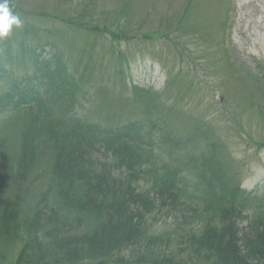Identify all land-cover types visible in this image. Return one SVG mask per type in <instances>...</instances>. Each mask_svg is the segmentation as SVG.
<instances>
[{
    "label": "trees",
    "instance_id": "trees-1",
    "mask_svg": "<svg viewBox=\"0 0 264 264\" xmlns=\"http://www.w3.org/2000/svg\"><path fill=\"white\" fill-rule=\"evenodd\" d=\"M7 2L12 12L14 5ZM190 9L187 4L181 13L151 22L143 40L153 45V57L166 69V85L162 91L134 85L129 101L141 115L110 124L79 114L86 81L69 70L55 45L53 54L43 58L45 47L22 42L14 55L5 42L0 81L25 65L27 56L37 64L33 77L12 81L0 91V115L5 116L0 135L16 140L15 184L47 163L54 189L53 200H40L30 215L22 212L20 187L0 202V241L13 249V264H264V196L241 186L229 144L217 127L194 118L183 105L184 94L199 81L200 57L223 86L233 83L237 92L249 88L248 101L261 116L264 75L243 70L233 76L235 64L225 44L205 41L185 22ZM131 15L124 3L112 19L97 22L83 8L63 23L71 38L81 30L113 44L130 39ZM23 31L32 30L24 26ZM188 37L199 41L200 56ZM223 96L228 100V93ZM252 144L257 151L264 149V141ZM146 176L148 190L139 185ZM185 205H193L202 222L190 237L195 261L153 249L123 254L146 239L164 241L149 235L147 215ZM249 211L248 228L241 231L235 221L246 219ZM87 221L94 225L84 229Z\"/></svg>",
    "mask_w": 264,
    "mask_h": 264
},
{
    "label": "rangeland",
    "instance_id": "rangeland-1",
    "mask_svg": "<svg viewBox=\"0 0 264 264\" xmlns=\"http://www.w3.org/2000/svg\"><path fill=\"white\" fill-rule=\"evenodd\" d=\"M9 1L14 5L11 14L18 17L20 24L12 25L9 34L0 37V57L6 54L7 40L14 55L22 42L25 46L45 47L43 58L53 54L52 44L55 45L69 70L77 78L84 77L86 81L85 98L80 99L79 114L92 120L101 119L104 124L141 115L138 107L129 101L134 85L155 91L164 89L166 69L153 57V45L143 40V36L153 26L151 22L154 19L156 21L179 14L187 4L191 9L185 22L190 21L194 32L199 33L198 36H202L205 41L215 45L218 41L225 44L235 64L231 72L233 76L236 71L243 70L251 71L258 77L264 75V43H260L264 40V0ZM124 3L129 4L132 11L127 28L130 38L128 41L112 44L108 37H95L81 30L71 38L65 29L63 21L75 17L83 8H88L89 17L99 22L112 19L119 6ZM24 26H30L32 31H23ZM186 40L195 56H200L199 41L189 37ZM198 62L199 81L195 89L184 94L183 105L194 118H201L217 127V132L229 144L231 159L237 169L234 171L238 173L241 186L263 197L264 149L257 151L252 141H264V116L257 115L258 109L251 107L253 105L248 101L249 88L243 87L245 90L237 92L233 83L223 86L220 78L204 69L203 58L200 57ZM36 70L37 64L27 56L25 65H19L11 74L8 72V77L0 81V91L7 90L12 81L30 79ZM224 92L228 93V100H225ZM263 104L264 101L261 107L264 111ZM4 118L5 116L0 115V125ZM180 129L183 134L186 133L183 132L185 128ZM14 142L16 140L11 134L0 135V202L20 187L23 196L22 212L30 215L40 200H53V184L47 163L34 168L27 181L20 186L15 184L17 165ZM139 185L141 189L148 190L150 177L141 179ZM189 199L188 203L192 202ZM192 207L193 205H185L179 210L164 207L147 215L149 235L161 236L164 241L157 244L146 239L140 244L125 248L123 254L135 256L139 252L146 253L153 249L195 261L196 254L192 251L190 237L199 232L202 222L196 217ZM251 215L252 211H249L246 219H237V228L245 231ZM93 225L94 221H87L83 228L88 229ZM12 251L11 247H5L0 241V264H13Z\"/></svg>",
    "mask_w": 264,
    "mask_h": 264
},
{
    "label": "clouds",
    "instance_id": "clouds-1",
    "mask_svg": "<svg viewBox=\"0 0 264 264\" xmlns=\"http://www.w3.org/2000/svg\"><path fill=\"white\" fill-rule=\"evenodd\" d=\"M18 17L11 14L7 0L0 2V37L7 36L12 25H19Z\"/></svg>",
    "mask_w": 264,
    "mask_h": 264
},
{
    "label": "bare ground",
    "instance_id": "bare-ground-1",
    "mask_svg": "<svg viewBox=\"0 0 264 264\" xmlns=\"http://www.w3.org/2000/svg\"><path fill=\"white\" fill-rule=\"evenodd\" d=\"M260 43L263 44L264 43V40H261Z\"/></svg>",
    "mask_w": 264,
    "mask_h": 264
}]
</instances>
